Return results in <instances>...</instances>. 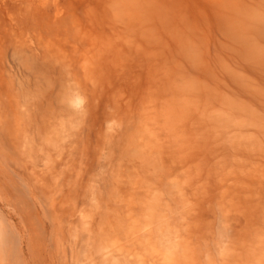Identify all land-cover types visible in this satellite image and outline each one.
Masks as SVG:
<instances>
[{"label":"bare ground","instance_id":"obj_1","mask_svg":"<svg viewBox=\"0 0 264 264\" xmlns=\"http://www.w3.org/2000/svg\"><path fill=\"white\" fill-rule=\"evenodd\" d=\"M84 1V20H72L73 52L60 54L41 35L40 44L33 46L30 36V60L40 71L27 70L33 78L24 75L26 81L19 85L28 90L24 102L38 106L47 104L53 89L55 110L47 117L76 133L70 150L80 135L87 144L91 128L101 137L113 133L107 142L113 141L108 147L115 162L106 155L112 173L103 178L109 187L115 178L127 179L129 216L139 214L134 228L146 223L144 232L133 233V244L143 235H155V229L179 235L184 228L197 235L203 231L201 218L215 214L211 208L206 211L207 205L217 201L226 223L235 200L255 201L254 191L264 196V99L259 98L264 88V0H205L198 3V12L189 0ZM78 3L71 0L70 7ZM51 72L57 76L54 81ZM103 91L118 114L115 120L92 115L100 105L94 100ZM245 100L250 108L239 107ZM78 106L84 109L73 116L69 111ZM66 121H78L82 134L71 129L76 123L67 128ZM56 129L47 134L37 126L35 139L54 146ZM64 190L58 196L64 198ZM179 203L188 206L177 227L170 206ZM244 206L235 210L245 213ZM86 231L89 243L97 234ZM106 237H101L103 250Z\"/></svg>","mask_w":264,"mask_h":264},{"label":"rangeland","instance_id":"obj_2","mask_svg":"<svg viewBox=\"0 0 264 264\" xmlns=\"http://www.w3.org/2000/svg\"><path fill=\"white\" fill-rule=\"evenodd\" d=\"M75 1L79 3L74 9L70 7L71 0H0V264H264V196L257 191H254L255 201L235 200L231 204L230 223L223 221L224 211L221 212L215 201L213 207L206 206V211L211 208L215 214L201 218V233L190 234L181 228L177 235L173 230L157 232L155 229V235H143L136 245L133 244V233L138 229L144 232L146 223L141 221V228H134L138 225L139 214L129 216L127 196L132 191L127 179L115 178L109 187L103 178L112 173L111 159L106 155L110 154L109 158L115 162L112 149L108 147L113 141L107 142L113 133L105 132L101 137L92 126L87 144L80 135L70 150L76 133L47 117L55 110L53 89L43 106L24 102L23 93L27 94L28 90L24 91L19 83L26 81L24 75L33 78L26 74L27 70L40 71L30 60L29 37L35 41L33 46L40 42L38 35L49 38L56 44L57 52L69 57L74 47L72 20L85 18V1ZM189 1L191 5L195 3L197 11L200 9L198 3L205 0ZM75 46L79 47L76 42ZM260 51L259 45L256 52ZM73 63L79 66L77 61ZM51 77L53 81L57 78L52 72ZM32 78L29 79L31 83L34 82ZM63 80L68 83L70 76L65 74ZM252 83L254 86L255 81ZM77 92L75 89L74 93ZM103 93L94 100V104L100 105L93 109L92 115L97 120L104 116L115 120L118 117L115 107L106 102L110 95L103 99ZM261 93L259 98L264 99V88ZM247 103L245 100L238 104L241 108H250ZM76 109L84 108L78 106L69 112L73 115ZM69 122L66 121L67 125ZM70 123L76 124L67 128H78L82 134L83 127L78 121ZM48 125L49 131L57 127L52 135L54 146L46 139H35L37 126L48 134ZM8 145L13 147L8 148ZM86 153L92 159H86ZM85 167L88 170L83 174ZM77 180L79 194L74 191ZM61 188L65 189L64 198L58 196ZM53 198L61 204L55 205ZM243 205L246 212H237L236 207L240 210ZM187 206L182 203L170 206L174 226L178 227L182 217L187 216L184 214ZM189 206L192 208L191 203ZM103 228L107 230L104 235ZM87 229L97 234L93 240L89 238V243ZM102 236L109 238L104 250Z\"/></svg>","mask_w":264,"mask_h":264}]
</instances>
